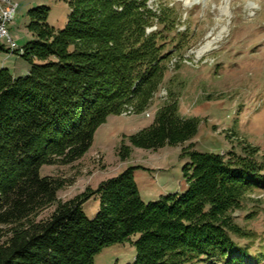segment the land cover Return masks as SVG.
I'll use <instances>...</instances> for the list:
<instances>
[{"label": "trees", "instance_id": "trees-1", "mask_svg": "<svg viewBox=\"0 0 264 264\" xmlns=\"http://www.w3.org/2000/svg\"><path fill=\"white\" fill-rule=\"evenodd\" d=\"M147 1L72 0L63 30L48 23L47 7L31 10L29 29L37 37L19 53L31 63L30 72L15 78L0 70V225L12 227L0 264H93L105 247L135 235L132 264H247L249 248L232 238L257 237L233 216L243 210L245 195L264 189V162L250 145L227 157L188 150L182 194L144 202L132 168L95 191L100 209L93 219L83 211L92 198L85 195L45 221L32 220L60 188L40 176V167L50 164V148L60 158L84 154L108 115L129 104L143 112L163 84L171 56L163 31L177 29L169 14L150 10ZM154 24L163 30L147 33ZM177 36L179 52L185 35ZM155 119L130 137L136 147L157 150L198 133L197 120L182 117L175 101Z\"/></svg>", "mask_w": 264, "mask_h": 264}, {"label": "rangeland", "instance_id": "rangeland-1", "mask_svg": "<svg viewBox=\"0 0 264 264\" xmlns=\"http://www.w3.org/2000/svg\"><path fill=\"white\" fill-rule=\"evenodd\" d=\"M71 2L11 0L13 6L19 7L9 32L19 48L37 37L29 29L31 10L47 7L48 23L63 30L71 14ZM147 4L156 13L169 14L177 29L163 31L167 39L165 53H171L163 84L143 112H136L129 104L121 108L120 114L108 115L96 128L84 154L60 158L53 153L56 148H50L46 157L50 164L40 167V176L56 180L60 188L54 202L32 217L35 222L49 219L62 204L80 201L85 195L92 197L102 184L132 168L144 202L182 194L187 190L183 167L190 161L185 153L191 148L227 157L231 151L242 154V148L250 145L259 148V161L264 162V0H148ZM159 30L163 26L154 24L147 33ZM178 32L185 35L184 47L179 52ZM207 45L210 50L200 54ZM0 48V70L7 69L15 78L30 72L31 63L19 55L20 51L12 53L7 40L0 39ZM30 60L42 64L33 55ZM168 101L178 102L182 117L197 120L194 139L165 144L157 150L136 147L130 137L153 126L156 113ZM244 197L243 210L233 216L236 223L257 237L232 239L239 247L249 248L247 264H264V189ZM99 209L97 196L83 205L90 219ZM11 230V226L0 225V247L8 242ZM138 237L105 247L94 257L93 264H132L136 256L133 242Z\"/></svg>", "mask_w": 264, "mask_h": 264}, {"label": "built area", "instance_id": "built-area-1", "mask_svg": "<svg viewBox=\"0 0 264 264\" xmlns=\"http://www.w3.org/2000/svg\"><path fill=\"white\" fill-rule=\"evenodd\" d=\"M18 7V4L13 6L11 0H0V36L11 39L12 49L9 50L12 53H19V46L9 32V25L13 23Z\"/></svg>", "mask_w": 264, "mask_h": 264}, {"label": "bare ground", "instance_id": "bare-ground-1", "mask_svg": "<svg viewBox=\"0 0 264 264\" xmlns=\"http://www.w3.org/2000/svg\"><path fill=\"white\" fill-rule=\"evenodd\" d=\"M0 39L1 40H7V43L9 44L10 49H12V41H11V39L3 38L2 36H0ZM23 50L24 49L19 48V51H20L21 54L23 53ZM209 50H210V45H207L205 48H203L201 50L200 54L205 53V52H208Z\"/></svg>", "mask_w": 264, "mask_h": 264}]
</instances>
